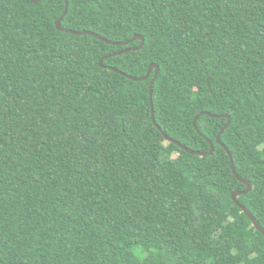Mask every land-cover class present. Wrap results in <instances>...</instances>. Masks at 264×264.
I'll return each instance as SVG.
<instances>
[{
    "label": "trees",
    "instance_id": "trees-1",
    "mask_svg": "<svg viewBox=\"0 0 264 264\" xmlns=\"http://www.w3.org/2000/svg\"><path fill=\"white\" fill-rule=\"evenodd\" d=\"M69 2L146 44L0 0V264H264V0Z\"/></svg>",
    "mask_w": 264,
    "mask_h": 264
},
{
    "label": "water",
    "instance_id": "water-1",
    "mask_svg": "<svg viewBox=\"0 0 264 264\" xmlns=\"http://www.w3.org/2000/svg\"><path fill=\"white\" fill-rule=\"evenodd\" d=\"M40 0H34L35 3H38ZM67 2V9L64 13V15L57 21V26L59 28V30L63 31V32H67V33H71V34H75V35H91V36H94L104 42H107L109 44H113V45H128L132 42H135L137 40H141L142 42V45L140 47V49H142L145 44H146V39L144 36H141V35H137L131 42H125V43H118V42H113L105 37H102L101 35L95 33V32H92V31H76V30H72V29H67L65 27H63V21L65 20L66 16L68 15V12H69V8H70V2L69 0H66ZM130 50H126L124 52H118L116 54H113V55H109L107 57H105L102 62H101V65L104 66V61L110 57H113L114 55H119V54H123L125 52H129ZM110 69L118 72V73H121L123 74L124 76H127L129 77L130 79H133L135 81H144V80H147L154 69H156V76L151 84V98H152V117H153V122L155 123V125L161 130L163 131V128L159 125L158 121H157V118H156V109H155V102H154V88H155V84H156V81L157 79L159 78L160 76V73H161V69H160V66L158 64H152L151 67H150V70H149V73L148 75L145 77V78H137V77H134L132 75H129L127 73H124L123 71L117 69V68H114V67H110ZM203 114H208L209 116L213 117V118H219V117H224L226 118L228 121H227V124L225 125V127L220 131V133L218 134V137H217V142L228 152L229 156H230V159H231V167H232V170H233V173L234 175L241 181L243 182L246 186H247V190L244 191V192H241V191H234L232 193V198L233 200L240 206V208L243 210V212L252 220V223H253V226L259 230L263 235H264V229L262 228V226L259 224V222L255 219V217L252 215V213L250 212V210L248 208H246L245 206L241 205L239 202H238V197L240 195H245V194H248L251 190H252V184L249 180L245 179V178H241L237 171H236V168H235V165H234V160H233V156L229 150V148L222 143L221 141V135L223 134V132L229 127V125L231 124V116L229 115H222V116H219V115H214V114H210V113H201V115ZM198 118V117H197ZM196 118V119H197ZM196 119L194 121V127L196 129V131L201 134L203 137L207 138L200 130L199 128L197 127V124H196ZM164 132V131H163ZM165 134V137L167 139V141H170V142H174L175 144L179 145L183 150L187 151L189 154L191 155H198V156H207L209 154H213V152L215 151V146L214 144L210 141L211 143V150L209 152H203V151H195V150H192L188 147H186L185 145L175 141L174 139L170 138L166 132H164Z\"/></svg>",
    "mask_w": 264,
    "mask_h": 264
}]
</instances>
